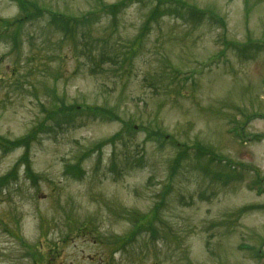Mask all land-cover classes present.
I'll list each match as a JSON object with an SVG mask.
<instances>
[{
	"label": "rangeland",
	"instance_id": "rangeland-1",
	"mask_svg": "<svg viewBox=\"0 0 264 264\" xmlns=\"http://www.w3.org/2000/svg\"><path fill=\"white\" fill-rule=\"evenodd\" d=\"M30 1L73 19L125 5L115 19L100 12L90 40L79 25L63 39L47 15L16 43L11 32L0 37V135L45 130L31 147L36 177L19 167L0 187V264H264V0H170L204 19L180 10L149 22L126 62L155 0ZM19 12L0 0V21ZM248 40L256 47L245 57L226 46ZM100 52L116 61L96 67ZM62 104L103 106L119 120L79 114L56 129L48 116ZM22 152H0V178ZM140 217L152 226L117 244Z\"/></svg>",
	"mask_w": 264,
	"mask_h": 264
},
{
	"label": "trees",
	"instance_id": "trees-1",
	"mask_svg": "<svg viewBox=\"0 0 264 264\" xmlns=\"http://www.w3.org/2000/svg\"><path fill=\"white\" fill-rule=\"evenodd\" d=\"M12 1H14L17 4L20 12H19V15L15 19H12V20L7 19V20L0 21V37H2L4 33L7 34L8 32H11V35H9V38H11L14 43H16L18 40L19 29H22L23 26L27 22L37 20L36 18L41 15L49 16L50 22L53 23L58 30L62 31L63 39H66V40L75 39L76 36H75V30L73 29V26L79 25L86 31L85 37H82L83 40L85 41L87 39L90 40L91 39L90 27L94 23H97L96 21L97 19H99V16H100L98 14L100 12H103V13L105 12V14L108 17H110L111 19H115L118 11L121 10L125 5V2L118 3V4H111V5H106V4L101 3L99 9L84 13L79 18L73 19V18L64 16L63 14H60V13H53L52 11L46 8L40 7L37 3L30 1V0H12ZM130 1L132 0H128V3H130ZM166 4H170V6L164 8ZM163 5L164 7L162 8ZM180 10L184 11L187 17H190L186 19L188 21L192 20L195 22H199L205 17V13L203 11H201L200 9H197L194 6L188 5L186 3L183 4L180 1H176L175 4H172L170 0L169 1L168 0H165V1L155 0V6L150 12L148 19L145 22L144 26L142 27L141 31H139V34H137V36L131 41L130 49L123 53V57H122L123 62L131 61L134 55L136 54V49H135L136 45H138V43L140 44V42L143 40V37L145 36V33L147 31L149 22H155L158 20V18L164 15L181 17L182 15H181ZM209 19H212L213 22H217L216 19H221V17L210 15ZM220 27L224 28V24H221ZM93 41L91 40V43ZM226 46H229V48H231L232 50H236L239 53L240 57H245L249 49L256 47V45L252 44L250 40H248V42L243 44L241 47H239L235 43H229V42H226ZM257 46L260 47L258 44ZM115 56L116 55L113 54L112 58H108L109 57L108 55L100 52L99 60H97L96 63L94 64L96 67H98L99 64H102L103 62H106V61L115 62L116 61ZM55 107L56 108L52 112L49 113L48 117L49 118L57 117L59 121H56V124H55L56 129H60L61 122L69 121L79 114L82 115L83 120H85L84 118H86L87 120L91 119L93 121L94 120H102V121H112V120L118 121L119 120L118 116L114 113V111H111L110 109L105 108L103 106H96V105L95 106H84V108H82L81 106H77V105L66 106L62 104V105H55ZM65 116H68L66 121L64 119ZM123 125H124V131L128 133L129 132L128 124L123 122ZM43 128H44L43 123L38 124L33 129L28 131L25 135L18 137L16 139H8L0 135V152L3 155H6L17 149L23 150L20 158L15 164L16 166L14 165L15 166L14 169L7 175H4L3 177L0 178V187H2L3 185H7L9 181L14 180L16 178V174H17L16 168H19V167H23L25 176H27L28 178L32 179L36 177L31 169V160H30L31 147L33 143L35 142L37 136L40 134V132L44 130ZM120 135L121 134H119V132L116 133L112 137L99 143L98 147L101 148V146L105 144L114 145V142L116 140L118 141L120 140L121 138ZM159 135H161L159 131L151 132V136L158 137ZM198 149L204 150L200 146H198ZM186 152L187 150L185 147L183 151L179 153L177 158L173 160L172 173H174L175 168L179 166L180 161L184 158ZM198 152L200 156L204 155L201 151H198ZM210 160L212 161V159ZM226 166L229 167L230 169L232 168L230 164H226ZM65 170H66V173L70 174V176H72L73 178H77V179L82 178L81 176L83 173L81 171L80 172L69 171V169L67 168H65ZM203 170L206 172L205 168ZM232 170L234 169L232 168ZM152 219L154 220L156 219L154 214L152 216ZM148 223L152 226V220H149L146 217L145 218L140 217L135 222L134 229L129 234L125 235L126 237H121L117 239L118 240L117 244H120L121 246L124 245L125 242L130 238V236L133 237L137 233L138 227L143 226ZM155 232H152L153 237L155 235Z\"/></svg>",
	"mask_w": 264,
	"mask_h": 264
}]
</instances>
